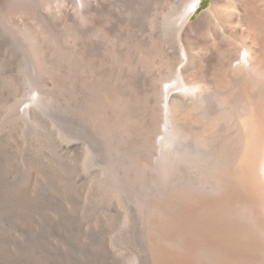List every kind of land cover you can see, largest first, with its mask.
<instances>
[{"label":"bare ground","instance_id":"1","mask_svg":"<svg viewBox=\"0 0 264 264\" xmlns=\"http://www.w3.org/2000/svg\"><path fill=\"white\" fill-rule=\"evenodd\" d=\"M25 1L36 0L0 4ZM55 1L61 8L47 4L40 19L58 46L66 25L68 166L96 156L89 117L118 155L157 142L179 174L172 194L186 202L173 236L184 252L158 248L160 264H264V0H212L196 19L205 0L167 4L163 17L136 0ZM26 64L24 116L47 106Z\"/></svg>","mask_w":264,"mask_h":264},{"label":"rangeland","instance_id":"2","mask_svg":"<svg viewBox=\"0 0 264 264\" xmlns=\"http://www.w3.org/2000/svg\"><path fill=\"white\" fill-rule=\"evenodd\" d=\"M56 2L0 4V264H160L158 248L184 252L183 240H173L186 205L172 194L179 174L158 159L157 142L148 153L136 147L118 155L92 117L87 138L96 144V156L68 166L66 25L58 46L44 36L40 19L47 4L52 12L61 8ZM132 4H148L147 14L160 9L159 16L169 13L167 4L182 2ZM211 4L205 0L194 19ZM74 7L66 3V9ZM27 60L47 106L33 107L26 117Z\"/></svg>","mask_w":264,"mask_h":264}]
</instances>
